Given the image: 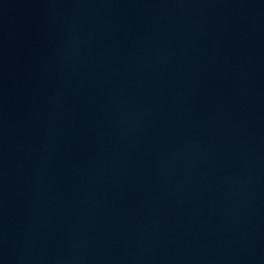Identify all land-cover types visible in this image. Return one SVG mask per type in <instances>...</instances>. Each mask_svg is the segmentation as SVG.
Here are the masks:
<instances>
[{
    "label": "water",
    "instance_id": "obj_1",
    "mask_svg": "<svg viewBox=\"0 0 264 264\" xmlns=\"http://www.w3.org/2000/svg\"><path fill=\"white\" fill-rule=\"evenodd\" d=\"M0 264H264V0H0Z\"/></svg>",
    "mask_w": 264,
    "mask_h": 264
}]
</instances>
